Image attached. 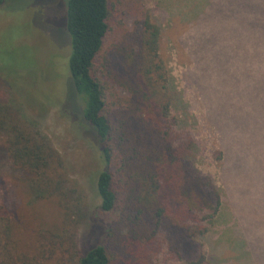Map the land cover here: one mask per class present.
<instances>
[{"label":"trees","instance_id":"16d2710c","mask_svg":"<svg viewBox=\"0 0 264 264\" xmlns=\"http://www.w3.org/2000/svg\"><path fill=\"white\" fill-rule=\"evenodd\" d=\"M240 7L239 30L231 38L241 49L234 53L248 54L253 48L243 46L260 45L264 56V0ZM117 14L109 0L68 4L70 82L77 103L76 112L66 113L86 129L101 157L92 182L97 211L106 220L103 241L81 251L78 235L89 215L85 192L70 179L50 138L0 95V167L19 175L34 202H55L61 219L57 227L40 226L23 239L27 226L0 202V264L206 263L196 252L226 202L225 189L196 168L198 142L174 114L180 99L160 53L161 26L145 14L142 24L137 20L121 35L124 23L115 20ZM111 33L116 38L106 50ZM189 79L203 94L196 71ZM226 152L218 159L226 162Z\"/></svg>","mask_w":264,"mask_h":264},{"label":"rangeland","instance_id":"374dc122","mask_svg":"<svg viewBox=\"0 0 264 264\" xmlns=\"http://www.w3.org/2000/svg\"><path fill=\"white\" fill-rule=\"evenodd\" d=\"M69 1L0 4V95L50 138L70 179L85 192L89 215L78 235L84 253L103 241L106 220L97 211L100 199L92 182L102 169L97 146L66 113L76 112L77 103L70 82ZM109 1L118 9L115 20L124 23L121 35L137 20L142 24L145 14L161 26L160 53L180 99L174 114L198 142L196 168L225 189L226 202L197 256L202 254L205 264H264V56L260 45L243 46L253 48L248 54L234 53L241 46L231 38L239 30L240 6L252 0ZM253 35L257 40L256 31ZM115 38V33L108 35L106 50ZM191 70L203 94L189 79ZM224 151L226 162L218 159ZM0 202L27 226L23 239L40 226L61 224L56 203L34 202L26 183L8 166L0 167Z\"/></svg>","mask_w":264,"mask_h":264}]
</instances>
